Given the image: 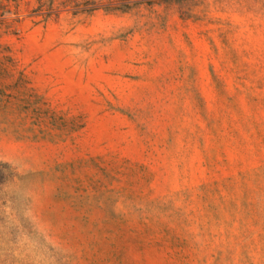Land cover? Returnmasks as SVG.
<instances>
[{"label":"rangeland","instance_id":"rangeland-1","mask_svg":"<svg viewBox=\"0 0 264 264\" xmlns=\"http://www.w3.org/2000/svg\"><path fill=\"white\" fill-rule=\"evenodd\" d=\"M51 5L0 38V264H264V0Z\"/></svg>","mask_w":264,"mask_h":264},{"label":"trees","instance_id":"trees-1","mask_svg":"<svg viewBox=\"0 0 264 264\" xmlns=\"http://www.w3.org/2000/svg\"><path fill=\"white\" fill-rule=\"evenodd\" d=\"M9 1H13L16 5L20 3V0H0V38L9 33H15L11 30V22H9V18L7 14L9 13ZM37 2V7L33 10L37 15L43 16L44 19L49 17L54 8L51 6H46L47 0H35ZM52 3L53 0H50ZM16 13V12H15ZM15 20H13L14 22Z\"/></svg>","mask_w":264,"mask_h":264}]
</instances>
